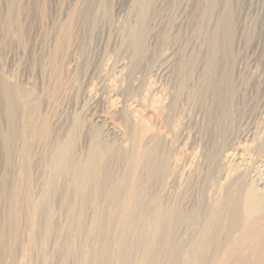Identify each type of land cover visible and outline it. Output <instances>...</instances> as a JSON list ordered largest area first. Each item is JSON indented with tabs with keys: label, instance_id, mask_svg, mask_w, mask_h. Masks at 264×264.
I'll list each match as a JSON object with an SVG mask.
<instances>
[{
	"label": "rangeland",
	"instance_id": "rangeland-1",
	"mask_svg": "<svg viewBox=\"0 0 264 264\" xmlns=\"http://www.w3.org/2000/svg\"><path fill=\"white\" fill-rule=\"evenodd\" d=\"M228 13L232 89L215 96ZM1 76L19 112L10 168L0 142V218L17 236L4 264H180L206 207L262 193L264 0H0ZM172 207L165 247L156 217ZM260 220L229 230L233 260L206 264H245L238 241Z\"/></svg>",
	"mask_w": 264,
	"mask_h": 264
},
{
	"label": "bare ground",
	"instance_id": "bare-ground-1",
	"mask_svg": "<svg viewBox=\"0 0 264 264\" xmlns=\"http://www.w3.org/2000/svg\"><path fill=\"white\" fill-rule=\"evenodd\" d=\"M231 21H232L231 14L228 13L227 17L221 21V29L219 31L220 34L218 33V35H216L215 37L217 46L219 47L223 44L224 49L222 51L220 49L219 50L217 49V51H215V49H212L208 58L206 69L208 71L211 81L207 84L208 85L207 90L210 91V93L215 96H218L219 94L223 95L224 92L227 93L229 92V90L232 89L231 82H227L225 86H223V84H221L220 82V80L222 79L221 74L225 73V75H227L229 69L228 52H229L230 42L233 38L230 27ZM4 30L7 33L10 32L9 27H6ZM226 46H228L227 49H225ZM220 53L222 57V61H221L222 63L221 66L219 67V65L215 61H216V56L218 54L220 55ZM214 75L215 76L217 75L218 78L220 79L218 80L217 78L213 77ZM18 120H19V112L16 101V90L13 88V85L10 83L9 80L1 76L0 77V125H2L1 126L2 128L0 129V142L3 145V148H5V152H6L5 162L8 165L7 167L9 166L12 167L10 151L18 140V134H17ZM48 127L49 126L47 124H44L42 130L37 135V140L40 143H44L47 146L49 145L51 139V132L49 129L50 127L49 128ZM3 177L4 178L1 184L4 186V179L6 180V175ZM259 186H261L260 189L262 191V193L260 192L261 195L258 192L254 191L253 189L252 190L250 189L248 193L243 196L241 193H234L236 195L232 194L231 197L229 198V201H227L225 204V207L228 206V209L230 208L232 210V213L230 214H224L226 213L223 211L224 209H218V210L213 209L208 211V208L206 207L205 214L203 215L202 213L199 214V217H202L201 228L203 229L201 230V232H197L195 234L189 235L188 236L189 242L187 244H184L182 241V248L179 250L180 252L179 257L181 259V256L184 255L183 257H185L186 261L182 262L179 259L180 264H206L207 261L209 260L211 262L216 261L218 257H222L226 260L227 259L233 260L234 255H232V253L234 252H231V250L226 249V247L223 248L224 243H226L225 237H227V235L228 234L230 235L231 233V231L229 230H231L232 228H237V226L239 227L241 221L246 220L249 217L255 216V218L256 217L260 219L264 218V182H262ZM3 196L6 200L9 201V203L10 201L12 202L14 199L13 197H10L7 194V192H4ZM163 212L164 213H162L161 215L160 213L157 214L156 220L159 222L160 229L162 230L164 236V246L168 247L173 241L174 232L178 221H180V217L178 215V211L176 207L166 209ZM2 214H3L2 218H0V264L5 263V256L7 254L6 241L8 236H13L15 239H17V236L13 235L15 233H11L10 231L8 233L7 229H10V224L8 225L7 223V221L9 220L8 213L4 212ZM262 222L263 221H261V223ZM254 225H256V222ZM222 227H224L225 230ZM227 228H229L228 232L226 231ZM259 230H260L259 232H255L251 234L249 232L245 234L243 233L244 236H242L241 239H239L238 241L240 242L239 245L241 244L242 239L244 240V242H246L244 250L247 252V254L249 253V255L244 256L243 253L238 252L239 256L245 257L243 258L245 264H264V226ZM223 232L225 233V236L223 235ZM233 241H230L233 243L232 245H234Z\"/></svg>",
	"mask_w": 264,
	"mask_h": 264
}]
</instances>
